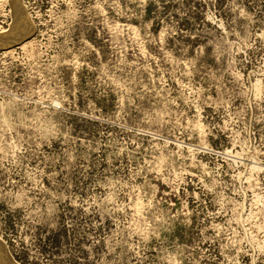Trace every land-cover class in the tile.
<instances>
[{
	"label": "rangeland",
	"instance_id": "1",
	"mask_svg": "<svg viewBox=\"0 0 264 264\" xmlns=\"http://www.w3.org/2000/svg\"><path fill=\"white\" fill-rule=\"evenodd\" d=\"M16 7L31 33L0 45L12 259L264 264V0H0L1 34Z\"/></svg>",
	"mask_w": 264,
	"mask_h": 264
},
{
	"label": "bare ground",
	"instance_id": "2",
	"mask_svg": "<svg viewBox=\"0 0 264 264\" xmlns=\"http://www.w3.org/2000/svg\"><path fill=\"white\" fill-rule=\"evenodd\" d=\"M16 8H18V7H16ZM20 9H21V7H20ZM19 8H18V10H17V14H18V17H19V25H18V27L16 28V29H14L13 31H10L9 33H7V34H5V35H3V33L1 34L0 33V43H3V45H4V43L6 44V43H8V42H12V41H14L16 38L15 37H17V34L18 35H23V34H25L26 32H29V31H31L30 30V26H29V24L26 22V18H25V16L23 15V12L20 10ZM11 26V25H10ZM19 31H18V30ZM7 32V31H6ZM4 33H5V31H4ZM14 34H16V35H14ZM27 40V39H26ZM23 41H25V38H24V40H22L21 42H23ZM26 47V46H25ZM8 51V50H7ZM6 51V52H7ZM10 51H11V49H10ZM0 245L3 247V249H5L4 248V245H3V243H2V241L0 240ZM6 260L7 259H5V258H3V256L1 255V251H0V263L1 264H7L6 263Z\"/></svg>",
	"mask_w": 264,
	"mask_h": 264
},
{
	"label": "water",
	"instance_id": "3",
	"mask_svg": "<svg viewBox=\"0 0 264 264\" xmlns=\"http://www.w3.org/2000/svg\"><path fill=\"white\" fill-rule=\"evenodd\" d=\"M30 33L31 31L29 32H26L25 34L23 35H17V37H15L16 39L14 41H12V44H15L17 41H20V40H23L24 38L30 36ZM0 45L2 46H8V45H3V43H0ZM5 248V247H4ZM0 251H1V255L3 256V258L7 259L6 260V263L7 264H17L13 259L12 257L9 255V253L7 252L6 249H3V247L0 245Z\"/></svg>",
	"mask_w": 264,
	"mask_h": 264
}]
</instances>
